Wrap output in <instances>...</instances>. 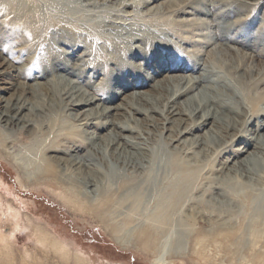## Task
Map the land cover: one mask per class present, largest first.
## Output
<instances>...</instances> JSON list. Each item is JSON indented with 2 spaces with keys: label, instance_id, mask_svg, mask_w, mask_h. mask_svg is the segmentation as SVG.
<instances>
[{
  "label": "bare ground",
  "instance_id": "1",
  "mask_svg": "<svg viewBox=\"0 0 264 264\" xmlns=\"http://www.w3.org/2000/svg\"><path fill=\"white\" fill-rule=\"evenodd\" d=\"M51 1L0 0V47L7 44L14 49L13 52H17L18 49L15 48L20 45L18 48L23 47L21 49L23 52L27 48L32 49L34 41V44H38L43 34L50 38L52 35L58 36L56 43L64 38L68 39L69 36L77 39L78 41L72 44V51L65 53L69 57L79 51V47L77 48L78 45L81 46L79 41L83 40L87 45L84 55L88 56V59H84V67L79 66L73 71L64 60L46 54L44 62L48 65L39 75L33 77L31 71L20 73L22 76L25 74L26 78L36 80L44 79L47 74L54 75L48 81L38 82L33 86H27L25 83L18 85V88L22 87L24 91L27 87L33 91L40 89L42 99L39 105L19 97L12 103L8 101L0 112V131L4 133V138L0 137L4 143L0 146L4 147L7 143L14 145L21 141V137L10 140L11 138L5 135L6 131L17 128L20 136H32L33 142L14 155L23 158L24 161L40 158V161H45L47 165L43 167L42 173L35 174L38 170L31 171L30 166L22 164L20 171L27 180L59 181L58 186L50 182V188L59 189L63 196L70 194L84 197L90 208H98L95 204L100 202L108 205L110 209H121V213L127 211L129 214L142 209L143 216L136 221L144 223L143 225L147 227V237L166 239V242L170 238L182 241L186 238L185 235L192 236L186 229L179 228L185 227L184 222L183 225L175 224L174 216L178 214L180 208L193 202L194 198H189L195 187L193 180L194 178L197 180L206 171L207 166L203 164L194 170L192 163L201 161L211 153L210 150L215 157L220 158L225 153L232 154L233 157L227 158L225 165L218 169L219 172L235 173L234 178L228 177V182H237L239 174L250 180L262 182L264 173L260 166L264 163V134H260V131L264 130V96H251L250 91L255 90L264 81V69L259 64L256 71L252 64L249 70L245 69L243 64L248 60L256 63L254 56L239 55L233 51L234 49L231 50L222 44V35L224 38L228 36L220 29L215 36L206 35L202 40H193L200 35L189 31L207 26L206 22L198 20L190 22L193 29L185 34L193 38H182L180 33L176 37L170 29H154L155 26L140 28L139 24L127 22L133 17L127 10L146 8L158 0H77V4L83 7L91 9L98 4L107 5L108 9L115 8V11L122 13L119 18H115L113 14L108 19L99 20L90 26L72 23L71 18L63 16L60 5L51 8L63 14H57L54 18H37L40 16L37 7L55 6L56 2ZM196 1H185L182 7L176 6L177 16L188 14V9L194 14L209 16L211 10L218 7L200 0L205 8L202 9ZM164 3L149 11L166 12L173 8L171 5L168 9L165 8L167 4ZM19 8H22L23 12L18 13L16 9ZM245 21L241 20L239 24L243 25ZM43 23L48 26L44 28ZM241 33L236 30L235 35ZM172 37L177 38L180 44L191 43L194 48L215 45L220 41V47L217 49L226 51L227 54L223 53L224 59L229 56L231 63L227 62L223 66L213 61L216 48L210 53L209 60L201 58L199 52L195 51L192 55L188 53L187 56L180 55V51H177L179 44L174 48L171 43L174 42ZM89 40L90 42H87ZM50 43L51 47L54 46L52 38ZM61 43L64 44L62 41ZM3 52L6 53V50ZM8 57L11 62L0 55V66H7L5 73L12 74L18 71L14 63L20 62L21 59L17 60L16 55L10 54ZM137 60L140 64L135 62ZM154 61L157 62L156 67L160 68L161 73L181 72L183 75L170 74L171 76L155 82L151 74L147 73V77L143 79L145 71L141 67H150ZM59 62H62L64 67L59 68ZM87 68L94 70L95 73L101 72L102 68L105 69L106 80H113L119 88L117 96L123 95L122 92L129 88L137 91L124 98V105L104 106L107 102L104 95L96 91L93 94L82 90L79 81L66 78L75 76L80 80ZM61 72L65 73L66 77L55 74ZM256 72L259 74L256 75ZM258 75L261 77L255 80ZM151 82L154 83L152 87L156 93L142 91ZM259 103H262L263 107L260 105L259 107ZM43 114L46 120L39 119ZM158 116L163 120L162 126L171 124L172 120L190 123L183 130L177 131L178 136H168V141L164 145L154 148L149 142L152 138V130H149V127L154 128V117ZM141 119L149 124L145 126L146 128L142 127ZM255 120L258 121V125H255V130L251 134L248 127L254 125ZM202 131H206L205 142L202 141L203 137L196 135ZM232 131H235V134L231 136L232 141L228 142L225 135ZM40 135L46 137L36 140ZM222 142L225 144L224 147ZM235 142L244 143L245 146L233 152L227 150ZM176 143L184 145V148L173 146ZM253 146L259 149L261 155L259 152V154L250 152ZM172 147L173 152L170 151ZM48 155L51 156L45 158ZM240 155L246 157L236 161L235 167L230 170L228 163H232ZM109 161H112L114 166H111ZM244 166L247 170L242 168ZM127 171H131V174H127ZM212 184L213 190H222L226 196L230 194L229 186L225 188L224 183ZM93 193L94 195L102 193L103 196L94 202L91 197ZM78 199L73 198L69 202L78 204ZM101 206L100 204L99 207ZM146 211L147 214L144 215ZM40 233L41 231L37 230L36 241L46 247L51 240L47 235ZM231 233L233 235V232ZM11 240L13 241V237ZM53 248L59 255H69L60 243H55ZM80 258L77 257V263L84 264Z\"/></svg>",
  "mask_w": 264,
  "mask_h": 264
},
{
  "label": "rangeland",
  "instance_id": "2",
  "mask_svg": "<svg viewBox=\"0 0 264 264\" xmlns=\"http://www.w3.org/2000/svg\"><path fill=\"white\" fill-rule=\"evenodd\" d=\"M185 1L192 2L194 0H158L146 8L129 9L127 12L132 13L133 17L128 19L127 22L139 24L140 28L155 26L154 29H170L171 31H169L174 33V36L177 37L182 34V38L192 37L185 33L193 29L191 26L193 20L206 22L207 26L189 31V33L194 32L196 35H200L199 38L195 37L193 40H202L206 35L207 37L215 36L220 29L224 35L228 36L224 38L222 35V44L231 50L234 49L233 51L239 55L254 56L256 63H253L252 60L244 61L245 69L250 70L252 64L256 67V71L259 64L264 69V0H204L218 6L211 10L209 16L194 14L191 9L187 10L188 14L177 16L175 13L176 6L180 5L182 7ZM51 2L58 4L55 3V6L39 5L37 13L40 16H37V18H54L57 14L64 13L63 16L71 18V22L75 25L83 23V26H90L99 20L108 19L113 14H115V18H119L122 14L115 11V8L114 10L113 8L108 9L107 5L98 4L97 7L90 9L77 4V0H52ZM196 2L202 9L204 8L202 1L197 0ZM162 3L167 4V7H165L167 9L170 5L173 8L166 12L149 11V9ZM59 5L62 7L63 13H58L57 10L54 11ZM108 5L113 6L112 4ZM16 11L18 13L23 12L22 8L16 9ZM241 20H246L243 25L239 24ZM43 25L44 28L48 26L45 23ZM236 30L242 33L235 35ZM40 37L38 44H34V41L33 47L31 45L32 49L27 48L23 52H21L23 47L18 48L20 45L15 48L18 49L17 52H13L14 49L5 43L0 47V55L3 58H8V62H11L8 57L9 54L16 55L17 60L18 58L21 59L20 62L14 63V66L18 69L15 73L7 74L5 73L7 72V66H0V112L3 111L8 101L12 103L19 97L34 105L40 104L42 99L40 89L33 91L27 87V90L24 91L22 87L18 88V85L25 83L27 86H33L38 82L43 83L52 78L54 74L50 76L47 74L44 79L38 80L26 78L25 74L22 76L27 71H31L30 74L33 77L39 75L44 67L48 65L47 62H44L46 54L64 60L73 71L79 66H83L84 61L88 59V56L84 55L87 45L83 40L82 42L79 41L81 46H77L79 51L74 53V56L69 57L65 53L72 51V44H75L78 41L77 39L69 36L68 39L64 38V40L60 38L64 44L61 41L56 43L58 36L52 35L54 46L51 47L50 36L43 34ZM172 40H174V42H171L174 48L175 45L179 44L177 51H180V55L187 56L186 53L192 55L195 51L199 52L201 58L207 60H209L210 53L215 48H219L221 44L220 41H217L215 45L194 48L195 46L191 43L180 44L175 37H172ZM87 42H90V40ZM65 43L68 45H65ZM3 50H6V53ZM215 51L213 61L223 66L227 62L231 63L229 56L224 59L223 53L227 54L226 51L218 49ZM135 62L140 64L138 60ZM58 64L59 68L64 67L62 62ZM156 64L157 62L154 61L150 67H141L145 71L143 79L147 77V73L151 74L155 82L161 81L172 74L161 73ZM104 70L102 68L100 69L101 72L95 73L94 70L87 68L80 80L75 76L66 77L65 73L62 72L55 74H62L68 79L79 81L82 90L93 94L96 91L104 95V99H107L104 106L124 105V98L137 90L129 88L122 92L123 95L117 96L119 88L113 80H106ZM257 74L259 73L256 72ZM172 75L183 74L173 72ZM261 75L256 76L255 80ZM153 84V82L149 83L142 91H150L151 94H155ZM250 93L254 97H263L264 81L255 90L252 89ZM259 105L263 107L262 103H259ZM158 117H154V128L149 127V130H152V138L149 142L154 148L164 145L168 141V136H178L177 131L183 130L190 123V121L183 123L172 120L171 124L162 126L163 120ZM43 118L46 120L45 114L39 117V119ZM253 123L254 125L248 127L251 134L255 130V125H258V121L255 120ZM141 124L142 127L144 126L143 128L149 125L143 119H141ZM16 129L6 131L5 135L7 134L8 138H11L10 140L21 137V141L19 140L14 145L7 143L4 147L0 146V200L2 203H0V264H78L77 257H81L80 259L84 264H264V179L260 182L250 180L245 175L239 174L237 182H228L230 176H232L231 178L235 177V173L219 172L218 169L225 165L227 158L233 157L231 153H225L220 158L215 157L213 151L210 150L211 153L202 158L199 161L200 163H192L194 170L199 169V166L203 164H206L207 169L197 180H195L196 178H194L195 181L193 180L195 187L192 194L189 195V198H194L193 202H189L183 208H178L179 212L174 216L178 221L175 220V224L183 225L184 222L185 227H178L182 230L186 229L188 233H192V236L185 235L186 238L182 241L181 239L174 240V238H170L166 242V239L158 237L150 239L147 237V227L143 225L144 223L141 224L140 221H136V219H141L143 216L142 209L129 214L127 211L121 213V209H110L108 205H103L100 202L95 204L98 208H90L84 197H77L69 193V195L63 196L59 189L52 190L49 185L51 181L44 182V179L27 180L20 171L22 164L30 166L31 171L38 170L35 174L42 173L43 167H47V165L45 161H40V158L34 161H28L29 159L24 161L23 158L14 155L33 142L32 136H20ZM206 131L196 134L203 137L202 141L204 142ZM3 134L0 131L2 139L4 138ZM232 134H235V131L226 134L227 138L225 140L231 142L233 139ZM260 134H264V130L260 131ZM45 137L40 135L36 140ZM3 143L0 138V144ZM177 145L178 143L173 146ZM178 146L184 148V145ZM224 146L225 144H223ZM244 146V143L235 142L227 150L233 152ZM173 148H170L171 152H173ZM250 152L258 153L259 149L253 146L250 148ZM246 155H240L234 161L232 160V163H228V168L230 170L234 168L236 161H241ZM49 156L51 155L45 158ZM109 164L114 166L112 161H109ZM260 167H262L263 170L261 171L264 173V163ZM242 168L247 170L245 166ZM127 174H131V171ZM97 181L100 182V180ZM57 182L59 181L51 183L58 186ZM213 182L218 185L224 183L225 188L229 186L228 191L230 194L226 196L222 190H213ZM102 196V193L91 195L94 202L100 200ZM73 198H79V203H70L69 200ZM100 204L101 207H99ZM146 214L147 211L144 212V215ZM37 230L41 231V235H47L50 238L51 241L47 243L46 247L36 241L37 236L35 234ZM231 232H233V235ZM199 233L202 234L198 236ZM227 233L229 237H227ZM12 237L13 241L11 240ZM55 243H60L69 255L56 253L53 248Z\"/></svg>",
  "mask_w": 264,
  "mask_h": 264
}]
</instances>
